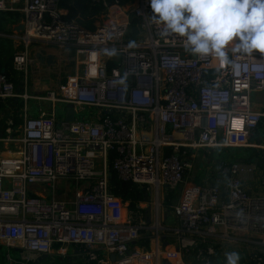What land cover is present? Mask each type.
I'll use <instances>...</instances> for the list:
<instances>
[{"label":"built area","instance_id":"2783aa9c","mask_svg":"<svg viewBox=\"0 0 264 264\" xmlns=\"http://www.w3.org/2000/svg\"><path fill=\"white\" fill-rule=\"evenodd\" d=\"M60 1L0 0V12L20 13L24 24L2 34L21 46L16 70L34 63V44L72 50L76 67L42 96L17 92L0 72V102H24L21 122L7 118L0 135V243L24 252H7L9 264H35L30 253L65 254L66 245L92 264H226L229 251L239 264H264V146L251 143L264 120L251 106L253 89L264 90V55L229 46L235 69L193 55L161 36L148 0H92L102 6L94 29L68 20ZM247 147L260 155L220 159L192 182L197 150ZM112 171L143 197L117 194ZM165 209L174 223L163 222Z\"/></svg>","mask_w":264,"mask_h":264},{"label":"clouds","instance_id":"9594fccd","mask_svg":"<svg viewBox=\"0 0 264 264\" xmlns=\"http://www.w3.org/2000/svg\"><path fill=\"white\" fill-rule=\"evenodd\" d=\"M151 18L163 25L164 37L179 38L193 55L228 59L227 51L264 55V0H148ZM226 264H239L237 251Z\"/></svg>","mask_w":264,"mask_h":264},{"label":"crops","instance_id":"0c3cea01","mask_svg":"<svg viewBox=\"0 0 264 264\" xmlns=\"http://www.w3.org/2000/svg\"><path fill=\"white\" fill-rule=\"evenodd\" d=\"M4 14L5 15H0V52L4 51L0 53V65L3 68L1 72L4 73L7 71L15 84L17 92H26L29 95L42 96L48 90L56 88L61 82H63L68 73H72L76 70L74 61L71 59L73 56L72 50L62 51L55 46L43 44H34L31 47V52L35 61L29 66L26 73L16 70L13 67V55L21 46L18 41L2 34L18 32L17 27L23 23L22 16L20 13L16 12H6ZM71 63V72H65V67ZM217 63H220L219 59L217 60ZM35 84L37 86H35ZM30 86L32 87L33 93L28 92ZM30 104L32 106V111L36 113L34 102L32 101ZM23 106V100L18 98L0 102V135L4 132L7 118L12 117L15 122L17 119V124L21 122ZM251 106L253 110L264 113V90L253 89L251 92ZM263 124L264 120L261 125ZM260 129L261 127H259L257 132H259ZM3 148V144L0 143V150ZM163 202L169 206L175 203L171 201L170 193H168V195L166 194ZM167 210L165 209L162 220L165 223L171 215L173 221L169 223L172 224L175 222V217ZM175 246L176 245L171 244L168 248H174ZM9 251L12 255L15 254L21 256L24 254V252L18 248L8 249L4 244L0 243V264H9L6 258V254ZM29 255L35 264H59L56 260V256H60L61 259L67 260L69 264H92L86 263L81 259L78 255V249L72 245L65 246V254H61V251L55 248L51 253H30ZM165 260L168 261L169 264H177L172 258Z\"/></svg>","mask_w":264,"mask_h":264},{"label":"rangeland","instance_id":"374dc122","mask_svg":"<svg viewBox=\"0 0 264 264\" xmlns=\"http://www.w3.org/2000/svg\"><path fill=\"white\" fill-rule=\"evenodd\" d=\"M131 2H134V0H131ZM130 3V2H129ZM127 5V3H123V6ZM72 70V63L65 67V72H71ZM35 86H37L35 84ZM29 93H33L32 87L30 86L28 88ZM253 97V96H252ZM30 103L32 100L29 101ZM61 111V109H60ZM83 113V111L78 112L79 115ZM255 141H261L264 146V124L261 125V129L259 132H257L252 138L251 143H255ZM259 152V153H258ZM261 153V149L258 147H247V148H225V149H199L196 151V153L191 154L189 156V162L191 164V167L189 168V175L195 184L201 183L204 181V178L206 176V173L212 166L214 167L215 164H217L220 159L228 158V159H239L243 160L245 162L250 161L249 158L253 155H259ZM65 181H61L60 185H65ZM69 184V183H68ZM71 188H74V186L69 184ZM171 201L176 202L179 194H180V186H178L175 191H170ZM62 195V194H61ZM145 205V204H143ZM148 206V205H147ZM132 209L133 207H129ZM150 212L153 210V206H150L148 208ZM173 221V217L170 215L169 219L165 223H169ZM15 255V254H14ZM13 255V256H14ZM19 256L15 255L14 257ZM176 258L175 256H173ZM56 260L59 264H69L67 260L61 259L60 256H56Z\"/></svg>","mask_w":264,"mask_h":264},{"label":"trees","instance_id":"16d2710c","mask_svg":"<svg viewBox=\"0 0 264 264\" xmlns=\"http://www.w3.org/2000/svg\"><path fill=\"white\" fill-rule=\"evenodd\" d=\"M120 1L122 3L131 2V0H120ZM59 6L60 8H63L66 11L65 17L68 20H77L81 25H83L87 29L95 28L94 22L96 20V17L99 15V13L102 10V6L100 4H96V5L93 4L92 0H61L59 3ZM0 15H5V14L4 12H1ZM136 24H137V19H133L132 20V34H131L132 38H135L137 36L138 31L136 28ZM1 52H4V51H1ZM1 70H3V68L0 65V72ZM4 73L8 77H10L7 71ZM16 122H17V119H16ZM260 127H261V124H260ZM253 156L250 157L249 160H251ZM111 181L114 186L115 192L119 194L120 196H122L124 199H127L129 197H134L136 199L143 197L138 186L132 183H129V182L121 181L120 179H118L116 173L113 171H112Z\"/></svg>","mask_w":264,"mask_h":264},{"label":"water","instance_id":"95a60500","mask_svg":"<svg viewBox=\"0 0 264 264\" xmlns=\"http://www.w3.org/2000/svg\"><path fill=\"white\" fill-rule=\"evenodd\" d=\"M24 29V24H20L18 27H17V31H22ZM123 69H121L122 71ZM75 118V111L73 109V107L71 105L68 106V109H67V113H66V120L67 121H73ZM112 259H114V255L111 256ZM162 264H169L168 261L166 260H163L162 261Z\"/></svg>","mask_w":264,"mask_h":264}]
</instances>
